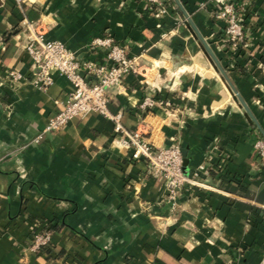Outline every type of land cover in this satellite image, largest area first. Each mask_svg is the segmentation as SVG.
I'll return each mask as SVG.
<instances>
[{
    "label": "crops",
    "instance_id": "obj_1",
    "mask_svg": "<svg viewBox=\"0 0 264 264\" xmlns=\"http://www.w3.org/2000/svg\"><path fill=\"white\" fill-rule=\"evenodd\" d=\"M231 1L248 50L229 58L212 0H167L158 18L141 0H0V264H264V166L253 148L264 140V0ZM27 25L81 63L103 62L89 48L103 37L138 58L142 74L106 91L108 110L153 150L186 151L192 184L174 211L162 180L95 113L33 143L71 86L54 73L44 91L9 81L30 71ZM145 98L155 105L141 110ZM42 227L50 242L33 254Z\"/></svg>",
    "mask_w": 264,
    "mask_h": 264
},
{
    "label": "built area",
    "instance_id": "obj_2",
    "mask_svg": "<svg viewBox=\"0 0 264 264\" xmlns=\"http://www.w3.org/2000/svg\"><path fill=\"white\" fill-rule=\"evenodd\" d=\"M24 0H15L21 3ZM152 7L156 18L164 14L162 5L164 0H141ZM214 3V18L223 22L222 47L227 46L230 51H245L248 47L245 35L238 20L235 3L231 0H212ZM155 7V8H154ZM27 41L24 51L30 58V71L26 77L17 72H9V81L15 84L26 80L34 88L46 90L52 83L54 73L63 77L71 86L70 92L62 101L54 100L55 113L44 125L40 133L33 139L37 143L45 134L57 132L70 120L82 117L88 113H95L111 122L115 134H121V145L130 150V160H142L150 171L162 180L164 200L172 212L176 208V200L181 188L192 184V180L184 176L181 170L180 149L177 145L168 148L152 149L142 140L140 131L125 132L121 126V114L108 110L106 91L118 89L123 78L129 74L141 75L142 71L137 57H128L122 46L113 43L109 38H95L89 48L103 54L102 63H81L75 54L66 50L57 41L44 38L40 32H34L27 25ZM225 44V45H224ZM162 105L161 103H158ZM155 103L148 98L143 99L141 110L152 108ZM254 149L258 158L264 163V140L258 138L254 142ZM50 230L42 227L31 233L27 248L33 253L46 249L50 242Z\"/></svg>",
    "mask_w": 264,
    "mask_h": 264
},
{
    "label": "rangeland",
    "instance_id": "obj_3",
    "mask_svg": "<svg viewBox=\"0 0 264 264\" xmlns=\"http://www.w3.org/2000/svg\"><path fill=\"white\" fill-rule=\"evenodd\" d=\"M163 3V5H162V8H163V10H164V14L166 13V8H167V0H164V2H162ZM155 8V7H154ZM236 13H237V17H238V20H240L241 22H240V25H241V27H242V29H243V33H244V35H245V29H244V25H243V20H242V12H243V10H242V8L241 7H239V6H237V5H235V10H234ZM154 12H152V14H153ZM161 15H163V14H160L158 17H160ZM157 17V18H158ZM217 20V19H216ZM219 21V20H218ZM222 22V21H221ZM222 32H223V29H222ZM165 36H168V35H165ZM164 36V37H165ZM224 39V37L222 36V34H221V36L220 37H218L217 38V42L219 43V45L220 46H222V40ZM245 41H246V38H245ZM246 43H247V41H246ZM225 45V44H224ZM247 45H248V43H247ZM222 49H223V51H222V53L224 54H227V53H229V58H231L232 57V55L233 54H235V55H239L240 53H244L246 50H248V48H246V50L245 51H243L241 48L238 50V51H230V49L227 47V46H223L222 47ZM258 140V138L255 140V141H257ZM254 145V144H253ZM253 148H254V146H253ZM255 150V149H254ZM255 153H256V156H257V151L255 150ZM257 159L259 160V162L261 163V165L262 166H264V163L258 158V156H257Z\"/></svg>",
    "mask_w": 264,
    "mask_h": 264
},
{
    "label": "water",
    "instance_id": "obj_4",
    "mask_svg": "<svg viewBox=\"0 0 264 264\" xmlns=\"http://www.w3.org/2000/svg\"><path fill=\"white\" fill-rule=\"evenodd\" d=\"M203 46H204V49H205L206 53L209 55V57L212 59V61L217 65L214 57L211 55V53L209 52V50L207 49V47L204 44H203ZM217 69H218L219 73L222 75V77L225 78V75H224L222 69H220L218 65H217ZM237 99L239 100V102L241 103V105L244 107V105L240 101L239 97H237ZM244 109H245V107H244ZM180 156H181V170H182V173H183L184 176H187V173H186V169H187V158H186V151L184 149H180Z\"/></svg>",
    "mask_w": 264,
    "mask_h": 264
}]
</instances>
